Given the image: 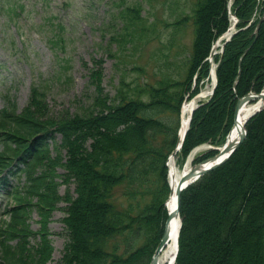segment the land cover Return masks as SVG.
<instances>
[{
    "label": "trees",
    "instance_id": "obj_1",
    "mask_svg": "<svg viewBox=\"0 0 264 264\" xmlns=\"http://www.w3.org/2000/svg\"><path fill=\"white\" fill-rule=\"evenodd\" d=\"M227 3L195 0L186 75L139 89L146 99L127 92L123 79L114 97L108 96L102 92L100 72L94 70L97 94L86 113L51 114L45 92L36 83L19 111L14 102L0 109V179L24 176L8 192L15 202L4 210L10 218L0 225V264H47L52 247L43 227L48 210L60 200L65 202L66 240L54 264H149L167 219L165 163L177 144V116L182 102L198 93L209 76L212 44L229 26ZM129 11L139 17L138 7ZM231 11L238 18V30L222 53L213 56L216 85L192 112L176 153L181 160L200 144L222 145L237 99L263 87L264 0H233ZM250 18L254 20L246 26ZM53 35L57 40L51 36L48 41L54 49L61 37L58 31ZM245 128L244 140L226 161L181 191L174 264H264V108ZM216 152L209 149L194 162ZM56 177L73 184L74 193L67 189L58 194ZM124 183L139 197L149 198L119 207L114 192ZM32 208L42 223L41 240L35 245L30 244L34 232L26 223ZM120 237L125 245L121 251Z\"/></svg>",
    "mask_w": 264,
    "mask_h": 264
},
{
    "label": "rangeland",
    "instance_id": "obj_2",
    "mask_svg": "<svg viewBox=\"0 0 264 264\" xmlns=\"http://www.w3.org/2000/svg\"><path fill=\"white\" fill-rule=\"evenodd\" d=\"M194 3L195 0H0V109L14 102L19 111L27 102L30 86L36 83L45 92L51 114L59 115L65 110L86 113L97 94L91 78L94 70L100 72L102 92L110 97H114L121 79L127 83V92L144 99L139 89L182 80L193 41ZM134 7H138L139 17H135L134 10L129 11ZM56 31L61 40L53 49L48 39L53 36L57 40L53 35ZM202 81L206 82V78ZM177 117L179 128L180 112ZM174 119L175 123V115ZM197 147L201 149L193 155L192 164L196 156L213 149L208 143ZM187 157L181 160L177 154L174 156L178 168L183 167ZM23 179L20 174L0 182V215L15 202L7 191ZM55 179L60 182L59 177ZM131 187L124 183L115 189L113 201L119 207L128 208L149 198L145 194L139 197L140 193L132 192ZM67 189L74 193L73 184L60 182L56 187L60 195ZM64 206L60 200L47 213L43 229L52 247L47 264H54L62 254L66 240ZM9 218L1 215L0 225ZM40 219L34 208L26 216L34 232L30 244L41 240ZM123 240L124 237L118 239L120 251L125 246Z\"/></svg>",
    "mask_w": 264,
    "mask_h": 264
},
{
    "label": "bare ground",
    "instance_id": "obj_3",
    "mask_svg": "<svg viewBox=\"0 0 264 264\" xmlns=\"http://www.w3.org/2000/svg\"><path fill=\"white\" fill-rule=\"evenodd\" d=\"M233 0H227V2H232ZM234 31L233 26H229V28L218 37L215 42L212 45V49L217 51V49L220 48L223 42H226L230 39L229 35L232 34ZM229 33V34H228ZM215 52L214 55L215 56ZM211 71L209 73V76L206 78L205 81H201L200 83V89L196 97L186 98L181 105L180 108V125L178 128V136H182L184 131L186 130L187 126H189V116L192 115L191 112L197 107L196 105L201 101V99L209 96L212 90L213 85V63L211 67ZM206 83V84H205ZM208 97V98H209ZM264 99L255 101L247 102L241 109L238 119L236 120L235 128L233 132L231 133V139L234 141L236 140L239 135L242 128L245 126L249 116L251 113L255 112L257 109H263L264 107ZM192 108H194L192 110ZM260 109V110H261ZM182 144V143H181ZM201 147H194L190 153L188 154V157L186 159L185 164L183 167L178 168L176 165V161L174 159V156L176 153L171 156L170 159H168V182H169V194L167 199L165 200V206L168 212L172 213V216L169 218L167 223V231H168V239L167 242L164 244L163 248L158 253V264H174V256L177 253V247H178V233H179V222H180V214L179 217L174 215L173 212L176 208V189L177 184L181 176L183 175V172H186L189 170L192 165V158L193 155L199 151Z\"/></svg>",
    "mask_w": 264,
    "mask_h": 264
},
{
    "label": "water",
    "instance_id": "obj_4",
    "mask_svg": "<svg viewBox=\"0 0 264 264\" xmlns=\"http://www.w3.org/2000/svg\"><path fill=\"white\" fill-rule=\"evenodd\" d=\"M261 20H262V17L258 20V22L256 24L255 34L258 31V27H259V24H260ZM214 52H215V50L211 49L209 60L213 57ZM213 78H214V80H213L211 93L213 92L214 87L216 85L215 72H213ZM197 94L194 97H196ZM261 99H264V89H262L260 92L249 91L248 93H246L245 95H243V96H241V97H239L237 99L236 104H235V108H234L233 123H232V126H231L230 130L228 131V133L226 135L225 141H224L222 146L214 147V149L218 150V152L215 153L212 156L204 158L203 160H201L199 162L194 163L189 170H187L186 172H183V175L179 179L178 184H177V189H176V208H175V211L173 212L174 215L176 214V216L179 217V206H180V194H181V191L185 187H187L189 184L194 182L199 176H201L205 172H207V171L219 166L224 161H226L228 159V157L232 154V152L244 140V138L246 136V128H245V126L240 131V135H239V137L236 140L233 141L231 139V133L233 132V130L235 128V124H236V120L238 119V115H239L242 107L247 102H250V101H253V100L255 102H257L258 100H261ZM193 109L194 108H192V110ZM260 109H257L255 112L251 113L249 118L252 115H254L256 112H258ZM190 118H191V114L189 116L188 121H190ZM187 129H188V126H187L186 130ZM186 130L184 131V133H183V135L181 137L178 136L179 145H181V143H182V140L184 138ZM176 150H177V147H175L172 150L171 155H174ZM171 216H172V213L168 212V216H167V219L165 221V226H164V231H163L162 237L159 240V242H158V244H157V246H156V248H155V250L153 252V255H152L151 259H150L149 264H158V253L163 248L164 244L167 242V239H168L167 223H168V220H169V218ZM180 223H181V219H180V222H179V228H180ZM176 254L174 256V260H175Z\"/></svg>",
    "mask_w": 264,
    "mask_h": 264
}]
</instances>
